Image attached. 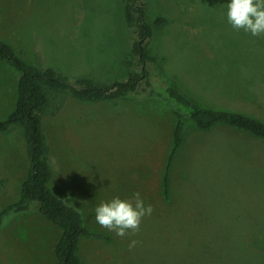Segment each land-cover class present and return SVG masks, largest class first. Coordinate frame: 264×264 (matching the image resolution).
<instances>
[{
	"label": "rangeland",
	"instance_id": "rangeland-1",
	"mask_svg": "<svg viewBox=\"0 0 264 264\" xmlns=\"http://www.w3.org/2000/svg\"><path fill=\"white\" fill-rule=\"evenodd\" d=\"M230 0H146L151 18L169 22L149 41L151 68L187 96L264 121V35L236 31ZM137 33L124 0H0V40L28 62L97 82L141 71ZM18 75L0 60V117L17 102ZM175 117L144 87L133 97L85 102L69 98L47 115L53 190L82 211L83 264H264V140L228 125L189 128L174 158L170 196L163 176ZM23 131L0 133V210L19 199L28 172ZM103 189V190H102ZM102 190V191H101ZM141 194L152 205L136 235L119 237L95 221V208ZM59 231L37 212L0 228V264H58ZM132 240L138 243L129 249Z\"/></svg>",
	"mask_w": 264,
	"mask_h": 264
},
{
	"label": "trees",
	"instance_id": "trees-1",
	"mask_svg": "<svg viewBox=\"0 0 264 264\" xmlns=\"http://www.w3.org/2000/svg\"><path fill=\"white\" fill-rule=\"evenodd\" d=\"M145 2L124 0L125 20L137 33L132 52L141 65V71L132 72L126 80L97 82L89 77L68 76L52 66L32 65L12 44L0 40V60L18 75L16 106L6 118L0 117V133L20 128L25 137L29 162L19 199L0 210V228L16 215L39 213L59 231L54 246L58 264H83L79 255L82 241L89 237L106 238L91 232L82 211L73 201L59 196L51 186L53 171L44 119L60 112L69 98L85 102L121 100L133 97L143 86L150 97L161 99L170 107L175 125L162 182L167 199L173 161L191 126L210 131L217 126L228 125L264 140L263 120L238 111L206 106L165 79L157 80L151 68L157 59L151 54L149 41L155 30L164 27L169 19L163 15L151 18Z\"/></svg>",
	"mask_w": 264,
	"mask_h": 264
},
{
	"label": "clouds",
	"instance_id": "clouds-1",
	"mask_svg": "<svg viewBox=\"0 0 264 264\" xmlns=\"http://www.w3.org/2000/svg\"><path fill=\"white\" fill-rule=\"evenodd\" d=\"M227 21L236 31L243 30L254 37L264 35V0H230L227 4ZM153 211V206H146L141 194L136 192L130 199L117 196L111 201H102L95 208V221L102 228L125 237L129 233L138 234L143 218L151 216ZM137 243V240H132L129 249H133Z\"/></svg>",
	"mask_w": 264,
	"mask_h": 264
},
{
	"label": "crops",
	"instance_id": "crops-1",
	"mask_svg": "<svg viewBox=\"0 0 264 264\" xmlns=\"http://www.w3.org/2000/svg\"><path fill=\"white\" fill-rule=\"evenodd\" d=\"M28 62V61H27ZM30 64H32V65H38V64H35V63H33V62H29ZM47 65H50V66H52L53 67V63H48ZM49 67V66H48ZM243 113V112H242Z\"/></svg>",
	"mask_w": 264,
	"mask_h": 264
}]
</instances>
